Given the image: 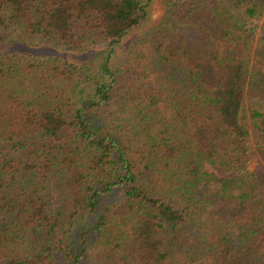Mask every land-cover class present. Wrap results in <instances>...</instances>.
<instances>
[{"label": "trees", "instance_id": "16d2710c", "mask_svg": "<svg viewBox=\"0 0 264 264\" xmlns=\"http://www.w3.org/2000/svg\"><path fill=\"white\" fill-rule=\"evenodd\" d=\"M149 1L0 0V264H264V0H162L110 64Z\"/></svg>", "mask_w": 264, "mask_h": 264}, {"label": "rangeland", "instance_id": "374dc122", "mask_svg": "<svg viewBox=\"0 0 264 264\" xmlns=\"http://www.w3.org/2000/svg\"><path fill=\"white\" fill-rule=\"evenodd\" d=\"M147 16L145 18L144 21H142L141 23L132 26L129 31L123 35L114 45V47L112 48V52L109 56V63L110 64H115L117 62H119L123 56L124 53L127 49V47L130 45V43L134 40L135 37H137V35H139L141 32L145 31L146 29H148L150 26H152L153 24H155L160 16H161V12H162V0H150L147 6ZM257 22V26L255 28V31L258 32L259 31V20L256 21ZM260 32V31H259ZM262 36H264L263 33H260ZM106 45V43L100 42L97 45L94 46V51L90 57V54L84 58H90L91 60V66L93 68V71L99 72L100 71V65L103 62V57H102V52L101 49ZM11 46H9L7 44L6 45H2L0 46V49H6V48H10ZM92 88V85L89 83H86L84 85L80 86V90L78 92H76L75 97H74V101L76 103H78L81 99L86 98L88 91ZM82 89V90H81ZM251 166H249L250 168ZM117 194V192L108 195L107 197H103L101 199V201L103 202L108 201V199L113 198L115 195ZM88 226L91 228L92 226V219L90 218L88 221ZM92 238V232H90V229L88 231V239Z\"/></svg>", "mask_w": 264, "mask_h": 264}]
</instances>
